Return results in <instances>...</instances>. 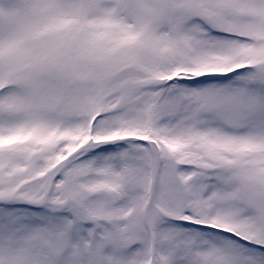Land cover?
I'll return each mask as SVG.
<instances>
[{"label": "snow or ice", "instance_id": "1", "mask_svg": "<svg viewBox=\"0 0 264 264\" xmlns=\"http://www.w3.org/2000/svg\"><path fill=\"white\" fill-rule=\"evenodd\" d=\"M0 264H264V0H0Z\"/></svg>", "mask_w": 264, "mask_h": 264}]
</instances>
